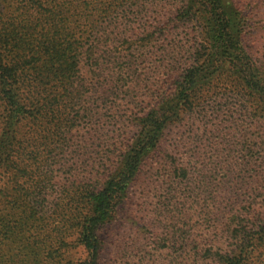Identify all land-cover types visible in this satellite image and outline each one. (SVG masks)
<instances>
[{"label": "trees", "instance_id": "trees-1", "mask_svg": "<svg viewBox=\"0 0 264 264\" xmlns=\"http://www.w3.org/2000/svg\"><path fill=\"white\" fill-rule=\"evenodd\" d=\"M226 6L0 0V169L18 180L47 162L44 151L60 152L63 199L85 201L67 220L89 252L84 264L97 263L96 233L146 165L158 226L168 233L204 221L210 232L206 243L191 246L175 232L164 242L206 264H264V75ZM199 31L203 43L195 40ZM209 50L216 63L210 72L202 67ZM35 122L39 133L21 135ZM175 124L183 131L163 149ZM129 128L138 135L125 146ZM75 162L84 163L76 175ZM117 164L105 177L106 166Z\"/></svg>", "mask_w": 264, "mask_h": 264}, {"label": "rangeland", "instance_id": "rangeland-1", "mask_svg": "<svg viewBox=\"0 0 264 264\" xmlns=\"http://www.w3.org/2000/svg\"><path fill=\"white\" fill-rule=\"evenodd\" d=\"M224 3L230 16L235 17L237 14L241 46L251 56L254 67L264 75V0H224ZM191 6L197 8L200 2ZM233 10L238 13L232 12ZM198 23L200 22L195 25ZM195 40L203 43L201 31L197 33ZM211 54L212 51L209 50L205 56L206 64L202 66L204 71L210 72L216 67ZM224 68L225 65H222L220 69ZM209 81L216 83L213 76H209ZM51 118L52 115L49 119ZM1 121L0 118V136L5 132ZM39 125L38 122L27 123L22 126L20 133L25 136L39 133ZM182 131L183 127L179 124L167 129L163 149L169 150L167 147ZM137 135L138 128H129L123 135L124 145H132ZM88 138L86 136L88 143L95 144V138ZM54 141L55 138L50 136V149L56 148ZM12 146L16 147V144ZM42 155L48 159L47 162L41 166L32 165V172L28 177L16 180L9 176L6 167L0 169V264L88 263L89 252L81 242L79 229L67 224L70 215L84 209L85 201L81 195L63 199L67 176L63 174V156L60 152L52 151L47 157V152L44 151ZM95 157L98 159L99 155H93L90 159ZM52 165L56 169L52 176L41 174V170L51 169ZM59 165H62V169L58 168ZM83 165L84 163L75 162V175L81 172ZM118 165H107L105 177L116 174ZM86 179L88 180L87 177ZM151 181L146 165L130 185L126 196L117 203L113 217L102 223L96 233L100 245L96 264H206L201 262L206 260L204 257L197 259L181 254L179 246L171 247L164 242L166 234L175 232L176 235L183 234L191 246L192 242L194 245L201 243L200 240L206 243L210 232L203 221L199 225L191 222V225L185 227H175L165 233L150 210L149 203L155 198L149 188Z\"/></svg>", "mask_w": 264, "mask_h": 264}]
</instances>
